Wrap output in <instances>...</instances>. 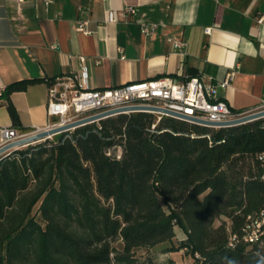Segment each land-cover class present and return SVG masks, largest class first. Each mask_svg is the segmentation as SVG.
<instances>
[{
  "label": "trees",
  "instance_id": "16d2710c",
  "mask_svg": "<svg viewBox=\"0 0 264 264\" xmlns=\"http://www.w3.org/2000/svg\"><path fill=\"white\" fill-rule=\"evenodd\" d=\"M38 81L0 93L20 133L32 129L9 94ZM260 153L264 118L214 129L150 112L11 150L0 155V264H174L140 263L135 250L154 247L185 250L197 264H264V235L228 245L229 232L264 209ZM175 226L185 234L176 246Z\"/></svg>",
  "mask_w": 264,
  "mask_h": 264
},
{
  "label": "crops",
  "instance_id": "0c3cea01",
  "mask_svg": "<svg viewBox=\"0 0 264 264\" xmlns=\"http://www.w3.org/2000/svg\"><path fill=\"white\" fill-rule=\"evenodd\" d=\"M126 6L135 12L121 13ZM108 9L117 11L116 22H105ZM261 13L264 0H51L47 7L0 0V93L15 81L40 79L9 94L22 126L34 131L47 125L46 81L55 77L76 74L89 88L164 76L215 85L233 72L217 98L235 112L257 110L264 107ZM82 20L90 33L76 29ZM141 23L158 25L143 35ZM166 37L184 42L183 50ZM5 103L0 97V127L11 126ZM162 255L155 260L170 259Z\"/></svg>",
  "mask_w": 264,
  "mask_h": 264
},
{
  "label": "built area",
  "instance_id": "2783aa9c",
  "mask_svg": "<svg viewBox=\"0 0 264 264\" xmlns=\"http://www.w3.org/2000/svg\"><path fill=\"white\" fill-rule=\"evenodd\" d=\"M41 1L45 7L51 2V0ZM134 12L135 10L132 6H126L122 9L121 13L133 14ZM117 19V11L113 9H108L106 11L105 22L114 23ZM262 21H264V13H261L256 18L257 23H261ZM86 25L87 21H79L76 29L88 34L90 31L87 29ZM157 25V23H141L142 34H153ZM210 30L211 28H205L204 31L205 33H209ZM166 41L170 43L173 48L178 50H183L185 46L184 42L181 40H175L170 37H166ZM83 60L84 58L81 57V61ZM233 74V72L228 73L223 81L215 85L206 84L200 76L186 77L181 80L164 76L143 81L127 82L122 85L106 88H89L76 74L55 77L46 81L47 125L31 132L62 126L91 115L135 105L161 107L196 119L212 122L232 120L254 111L247 110L235 112L225 101L217 98V87H226ZM123 113L130 112L126 111ZM150 113L157 114L158 119H160L161 116L172 117L157 112ZM117 114H111L108 117ZM172 118L179 119L176 117ZM100 120L102 119H97L87 124L97 123ZM186 122L196 124L192 121ZM74 129L75 128H71L67 131H72ZM25 134L28 133H20L15 127L1 126L0 147L19 139ZM108 154H111V150L108 151ZM120 154L121 151L120 148H118V151L114 153V155L116 158H119ZM258 158L264 161V153L258 154ZM262 235H264V209L251 217L249 221L241 227L239 233L229 232L228 245L233 247L239 242L248 244L254 243L259 241Z\"/></svg>",
  "mask_w": 264,
  "mask_h": 264
},
{
  "label": "water",
  "instance_id": "95a60500",
  "mask_svg": "<svg viewBox=\"0 0 264 264\" xmlns=\"http://www.w3.org/2000/svg\"><path fill=\"white\" fill-rule=\"evenodd\" d=\"M126 111H128V112H157L159 114H165V115H169L172 117L179 118L183 121H192L198 125L205 126V127H213V128L232 127V126H237L240 124L248 123V122L260 119V118H264V109H257V110H254L250 113H247L245 115H242V116L235 118V119H232V120L223 121V122H212V121H208V120L196 119V118H193V117H190L187 115H183L181 113H177L174 111H170L168 109L161 108V107H154V106H147V105H135V106H129V107H124V108H120V109H114V110H110V111H107L104 113L91 115L89 117H85V118L80 119L78 121L71 122V123H68V124H65L62 126L53 127V128H49V129H43L40 131L25 134L22 137H20L19 139L1 146L0 147V155L4 154L5 152L17 149V148H21V147L27 146L29 144H33V143L42 141L46 138H50L55 134L67 131L71 128H77V127L83 126L89 122H93L97 119H103L105 117H108L111 114L123 113Z\"/></svg>",
  "mask_w": 264,
  "mask_h": 264
},
{
  "label": "rangeland",
  "instance_id": "374dc122",
  "mask_svg": "<svg viewBox=\"0 0 264 264\" xmlns=\"http://www.w3.org/2000/svg\"><path fill=\"white\" fill-rule=\"evenodd\" d=\"M260 109H264V107H262ZM154 115L157 116V114H154ZM214 129H217V128H214ZM118 148L119 147H115L112 149V151L116 153L118 151ZM223 220H224V218L220 217L219 219H217L215 221V224H219ZM174 233H175V236L171 240V244L176 246L178 241H180L181 239L184 238L185 234L177 226L174 227ZM114 245L118 248H121V242L119 240H116L114 242ZM164 246H166V245H164ZM168 253H170V259L171 260H176L178 262V263L175 262V264H197L195 262V260H193V258L190 255L186 254L185 250H181V252L180 251H174V252H168ZM162 254L163 253L159 250L158 247L138 248L135 250V256L138 258V261L140 263H143L149 256L152 257L153 259H157V257L163 256Z\"/></svg>",
  "mask_w": 264,
  "mask_h": 264
}]
</instances>
